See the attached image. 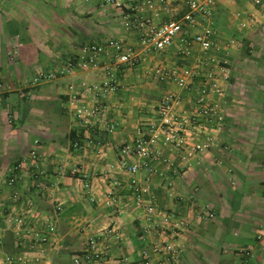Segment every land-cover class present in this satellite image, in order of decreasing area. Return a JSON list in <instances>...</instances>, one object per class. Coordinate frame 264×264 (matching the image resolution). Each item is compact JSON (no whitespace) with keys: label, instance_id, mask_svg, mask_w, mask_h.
Wrapping results in <instances>:
<instances>
[{"label":"crops","instance_id":"crops-1","mask_svg":"<svg viewBox=\"0 0 264 264\" xmlns=\"http://www.w3.org/2000/svg\"><path fill=\"white\" fill-rule=\"evenodd\" d=\"M153 1L156 23L188 12L185 0H167L168 11ZM211 1L214 46L207 53L193 42L207 25L197 18L168 49L144 54L139 33L123 25L128 10L104 0H0V264L17 253L49 264H74L75 258L81 264H138L143 249L164 243L182 249L181 258L168 264H264V239H257L264 234V0ZM110 38L142 52L145 62L122 71L119 86L96 97L81 85L107 81L105 68L67 69L85 43ZM223 66L229 73L228 81H219L223 94L209 97L223 116L210 132L213 146L185 161L159 144L171 165L150 162L137 177L141 186L150 185L160 215L135 209L121 147L148 128L167 93L192 112L204 76L215 72L220 80ZM155 68H188L203 76L179 88L157 78ZM41 71L58 75L34 83ZM74 94L107 103L113 131L81 126L68 111ZM16 164L21 180L11 188L6 181ZM107 200L114 201L111 207ZM166 213L183 222L179 236L158 225ZM33 232L45 241L35 242ZM91 241L105 252L102 262L87 255ZM246 248L249 258L241 254ZM153 256L157 264L161 256Z\"/></svg>","mask_w":264,"mask_h":264},{"label":"built area","instance_id":"built-area-1","mask_svg":"<svg viewBox=\"0 0 264 264\" xmlns=\"http://www.w3.org/2000/svg\"><path fill=\"white\" fill-rule=\"evenodd\" d=\"M135 2L136 0H125V3L118 0H104V3L110 7L128 10L127 13L122 15L123 25L126 30L139 33L140 45L144 54L161 53L168 49L179 33L189 34L190 26L197 22V18L204 20L207 25L201 32L193 36V42L199 45L204 53H207L214 46L212 43L213 30L209 25L212 19L211 0H208L207 3L200 0H185L188 12L182 18H168L158 23L154 20V17L158 14L153 0H144L142 3ZM159 3L165 11H168L167 0H159ZM147 11L152 12L154 15L147 16L145 14ZM143 53L136 51L133 47L116 38L85 43L81 48V53L67 71L70 72L75 68L83 71L105 68L109 74L107 81L93 85H81L82 89L99 97L114 91L119 86L122 71L145 62ZM205 60L200 63L204 64ZM63 72L64 70H61L59 73ZM154 74L161 80L170 79L174 81L179 88H188L189 79L203 76L200 70L188 68L182 70L178 68L170 70L155 68ZM57 75L58 73L50 72L47 74L41 71L35 78L34 83H38L40 80L54 79ZM220 76V80L215 72L204 76L201 95L197 99L192 112L181 109V99L177 94H165L157 106L156 117L149 123L148 128L139 130L132 142L121 147L119 151L121 167L129 174L128 187L133 192L131 199L135 209H143L151 217L160 215L157 199L152 193L150 185L141 186L137 177L142 169L148 168L150 162L162 161L166 165H171L170 160L161 158L162 151L159 149V144L163 147H173L182 160L185 161L195 158L199 153L209 151L213 146L214 136L210 132L219 129L223 122V116L219 114L216 106L210 102L209 97L210 94H223L219 81L229 80V73L224 66ZM2 91H4V88L0 84V93ZM109 110V105L99 98L87 103L81 100L78 94L71 97L68 105V111L81 126L88 128L97 124L105 131H113L114 128L109 126L107 122ZM75 145L81 148L79 143H75ZM131 158H134L135 161L131 162ZM20 180V165L16 164L12 167L11 174L7 178V186L16 188ZM147 180L150 181L151 178H147ZM118 183L116 182V184ZM110 194L112 195L113 192L111 191ZM12 197L15 201L19 200V191H13ZM113 203V200H107L106 205L111 207ZM208 216L213 217V213L209 212ZM158 225L170 230L175 236H179L183 229V222L169 213L162 215ZM32 239L37 243L45 241V239L39 238L37 232H33ZM257 239L259 241L263 240L264 234H259ZM89 245L87 255L96 262H102L105 259V252L94 241H91ZM241 254L245 258H249L251 250L248 248L243 249ZM153 255L161 256L158 258L157 264H168L181 258L182 249L173 243L154 245L151 252L145 248L142 250V256L138 264H153L151 260L155 257ZM6 261L7 264H49L42 257H28L23 253L9 256ZM74 264H81L80 258H75Z\"/></svg>","mask_w":264,"mask_h":264},{"label":"rangeland","instance_id":"rangeland-1","mask_svg":"<svg viewBox=\"0 0 264 264\" xmlns=\"http://www.w3.org/2000/svg\"><path fill=\"white\" fill-rule=\"evenodd\" d=\"M42 23L44 22L42 19H41Z\"/></svg>","mask_w":264,"mask_h":264},{"label":"trees","instance_id":"trees-1","mask_svg":"<svg viewBox=\"0 0 264 264\" xmlns=\"http://www.w3.org/2000/svg\"><path fill=\"white\" fill-rule=\"evenodd\" d=\"M185 15V14H184ZM184 15H182V16H184Z\"/></svg>","mask_w":264,"mask_h":264}]
</instances>
